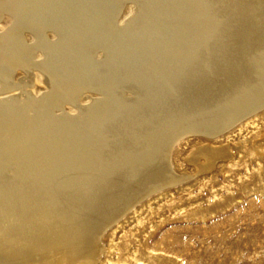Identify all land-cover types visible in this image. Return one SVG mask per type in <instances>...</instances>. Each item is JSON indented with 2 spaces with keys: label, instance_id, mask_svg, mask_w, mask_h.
<instances>
[{
  "label": "bare ground",
  "instance_id": "obj_1",
  "mask_svg": "<svg viewBox=\"0 0 264 264\" xmlns=\"http://www.w3.org/2000/svg\"><path fill=\"white\" fill-rule=\"evenodd\" d=\"M4 16L0 264H98L123 212L190 178L171 167L182 138L208 140L187 163L210 172L231 159L210 140L264 111V0H0Z\"/></svg>",
  "mask_w": 264,
  "mask_h": 264
},
{
  "label": "rangeland",
  "instance_id": "obj_2",
  "mask_svg": "<svg viewBox=\"0 0 264 264\" xmlns=\"http://www.w3.org/2000/svg\"><path fill=\"white\" fill-rule=\"evenodd\" d=\"M126 8L121 20L133 13L131 6ZM12 25L4 16L0 33ZM25 36L35 43L31 34ZM43 59L41 52L34 55V61ZM23 76L20 72L15 80ZM32 90L35 95L47 91L39 70L33 73ZM263 135L261 110L210 140L214 148L229 145L231 159L196 176L187 158L208 140L197 134L182 138L173 148L171 167L175 176L190 178L149 191L123 212L102 235L105 253L98 264H264Z\"/></svg>",
  "mask_w": 264,
  "mask_h": 264
}]
</instances>
